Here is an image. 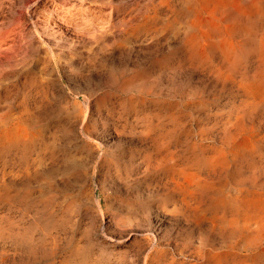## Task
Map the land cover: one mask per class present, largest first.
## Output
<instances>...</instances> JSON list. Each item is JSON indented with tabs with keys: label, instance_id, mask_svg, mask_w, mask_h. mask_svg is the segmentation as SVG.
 <instances>
[{
	"label": "rangeland",
	"instance_id": "obj_1",
	"mask_svg": "<svg viewBox=\"0 0 264 264\" xmlns=\"http://www.w3.org/2000/svg\"><path fill=\"white\" fill-rule=\"evenodd\" d=\"M157 2L0 0V121L38 126L0 145V264H264V230L222 232L215 205L218 188L264 205V62L244 22L232 67L190 55L197 30Z\"/></svg>",
	"mask_w": 264,
	"mask_h": 264
},
{
	"label": "bare ground",
	"instance_id": "obj_2",
	"mask_svg": "<svg viewBox=\"0 0 264 264\" xmlns=\"http://www.w3.org/2000/svg\"><path fill=\"white\" fill-rule=\"evenodd\" d=\"M156 7L158 9L154 10L155 16L153 18L164 14V18L166 17L168 22L169 14H171L173 15L172 23L177 28L184 26L191 31L197 30L196 33L187 38V41L185 38V47L190 55H196L197 58H212L215 53H218L220 58L225 60V64L232 67L231 59L234 58L236 49L243 46L240 45V41L233 42L230 38H233L238 32L236 25L244 22L246 28L245 31H242L245 32V39H247L248 45L251 44L250 49L253 48L252 50H255L258 57L264 62V0H158ZM202 10L207 11L210 16L202 18ZM147 25L148 22L144 24V26ZM6 44L5 40L0 37V46L4 47ZM197 58L195 59L197 60ZM78 115H81V112ZM24 116L23 110H20L14 115L7 113L3 119L1 118V146L16 144L17 147H23L26 139L33 136L31 131L36 127L38 128L35 125L36 119L34 117L29 121ZM84 119L77 125L73 120L65 121L62 124L64 126L62 127L63 133H71L69 129L72 127L80 129L81 132L87 131L86 126H81L85 121ZM52 131L55 133L57 129ZM46 149H49L48 145L44 147V150ZM64 152L65 150H63ZM69 157L70 155L66 154L62 166L68 162ZM160 164L162 163L160 162ZM158 166L159 164L154 169ZM168 174L174 185L168 190L167 202L175 210H182V206H186L188 201H186V194L190 193L184 185L188 174L172 164L168 166ZM197 187L200 188L201 186ZM217 193L215 205L219 206L223 212V216L218 219L219 229L227 234L242 236L251 242L260 239L261 232L264 230V205L261 204V200L255 198L251 193L241 198L231 197L230 194H222L221 188L217 189ZM219 194L222 195L218 197ZM237 209L243 212L242 218H239L241 214L237 212ZM213 224L215 225V223Z\"/></svg>",
	"mask_w": 264,
	"mask_h": 264
}]
</instances>
